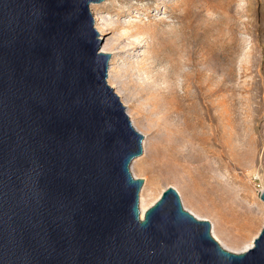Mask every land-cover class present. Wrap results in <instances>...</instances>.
<instances>
[{"label":"water","instance_id":"1","mask_svg":"<svg viewBox=\"0 0 264 264\" xmlns=\"http://www.w3.org/2000/svg\"><path fill=\"white\" fill-rule=\"evenodd\" d=\"M101 1L0 0V264H264V222L226 250L172 186L140 217L143 135L107 82Z\"/></svg>","mask_w":264,"mask_h":264},{"label":"bare ground","instance_id":"2","mask_svg":"<svg viewBox=\"0 0 264 264\" xmlns=\"http://www.w3.org/2000/svg\"><path fill=\"white\" fill-rule=\"evenodd\" d=\"M94 22L99 34L110 28L98 13H94ZM125 35L127 32L106 39L100 51L118 55L135 49L136 40L123 42ZM199 48L202 50L196 52ZM164 51L179 56L176 62L168 59L178 71L179 79L173 82H159L154 77L137 80L132 76L125 80L120 69L110 62L108 66L109 85L115 88L133 127L143 135V151L130 165L134 177V167L151 177L149 191L142 190L139 196L140 217L159 198V187L175 178L176 184L170 186L178 192L183 208L197 219L208 220L212 237L224 249L246 251L257 235L252 211L244 214L241 206L229 201L209 179L230 141L233 110L229 100L232 87L228 82L232 69L226 67L223 80L217 81L216 65L222 58L212 50H204L186 33L177 47L162 39L155 55Z\"/></svg>","mask_w":264,"mask_h":264},{"label":"rangeland","instance_id":"3","mask_svg":"<svg viewBox=\"0 0 264 264\" xmlns=\"http://www.w3.org/2000/svg\"><path fill=\"white\" fill-rule=\"evenodd\" d=\"M90 10L93 18L98 13L110 25L103 34L98 33L101 44L124 32L123 42L138 43L128 52L109 54V62L120 69L122 79L178 80V71L168 60L176 62L178 54L164 51L156 56L155 52L162 39L177 47L185 33L222 58L216 65L217 81H222L224 69L231 67L230 141L222 139L226 153L209 179L229 201H236L244 214L252 211L258 233L264 222L260 199L264 188V0H103L92 3ZM133 172L143 179L139 195L142 190L149 191V174L135 167ZM176 181L166 180L158 194Z\"/></svg>","mask_w":264,"mask_h":264}]
</instances>
